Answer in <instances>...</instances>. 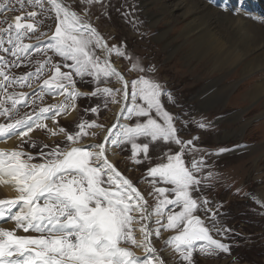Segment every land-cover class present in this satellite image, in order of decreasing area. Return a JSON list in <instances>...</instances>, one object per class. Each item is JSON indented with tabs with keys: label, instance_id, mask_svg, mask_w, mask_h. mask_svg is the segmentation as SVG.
<instances>
[{
	"label": "snow or ice",
	"instance_id": "snow-or-ice-1",
	"mask_svg": "<svg viewBox=\"0 0 264 264\" xmlns=\"http://www.w3.org/2000/svg\"><path fill=\"white\" fill-rule=\"evenodd\" d=\"M17 2L21 15L15 16L11 22L7 18L0 21V24H7V27H0V53L14 58L8 61L0 55V77L3 78L0 80V90L6 92L5 82L9 86L28 84L30 87L31 79L41 75L51 63L50 57L35 72L20 77L9 76L8 70L22 66L21 58L26 59L30 49L38 54L52 51L65 61L63 67L69 71L62 72L60 65H53L52 76L43 81L41 92L61 94L66 99L60 105L41 108L34 116L0 123V139L12 135L27 137L36 128H46L42 119L51 118L55 123L56 117L67 111V101L71 100L72 107H75V100L81 96L112 97L115 103L116 95L121 94L123 103L118 118L122 115L125 119L133 116L147 119L134 126H122L123 140L119 136L110 139L113 130L110 128L109 135L100 144L64 149L57 145L47 153H40L44 159L40 164L31 163L34 157L22 150L0 152V176L8 177V182L14 185L18 193L14 199L0 200V219L15 221L16 227L25 233H40L38 237L17 236L15 230L0 229V264H170L154 255L156 249L150 238L153 231L159 237L161 229L176 232L165 244L171 245L186 264H195L193 253L196 250L206 256L229 252V244L213 238L211 234L214 232L227 237L233 231L224 227L219 220L224 215L220 212L222 205L213 206V202L202 194L204 188L209 186L204 181L215 174L211 171L204 174L208 165L203 157L193 159L190 167L185 162V153L202 151L194 144L198 137L189 141L178 137L179 129L174 121L179 116L166 111L161 101L163 96H167L171 102V94L156 80L141 75L130 82L129 94V82L107 59L113 54L127 59L124 48L116 45L109 47L96 28L84 18L88 15L87 7L101 3V0H80L86 6L83 16L60 0H48L51 11L55 13V29L47 42L42 40L47 34L40 33L35 45L23 43V40L30 38L29 34L34 35L43 20L36 19V11H23L24 0ZM27 4L39 8L41 13L48 11L43 0H27ZM3 7L0 5V8ZM9 10L16 11L15 8ZM233 11L234 14L247 15L239 2ZM4 37H7L6 43L10 47H5ZM95 49L104 52L103 60L96 55ZM137 68L139 65L133 62L132 69ZM139 70L145 71L143 68ZM73 73L76 77H91L96 85L94 90L91 93L78 91ZM110 78L117 79L122 87L112 89L99 86L100 83L106 84ZM27 95L12 93L0 97V117L10 120L18 105L28 103L25 99ZM129 95L130 104L127 103ZM9 102L11 106L6 107ZM86 111L97 113L99 106ZM153 112L162 123L152 117ZM77 127L79 130L74 134L65 133L63 128H59V132L65 133L70 144L77 145L81 137L88 134L86 129L97 125L94 121H82ZM116 127L114 124L113 128ZM198 127L205 128L207 125L200 122ZM48 131L52 136L57 134L52 129ZM139 137H150L152 141L163 140L179 146V151L174 154H165L166 162L147 170V176L154 186L153 192L149 193L155 194L153 208H149L141 192L109 162L106 155L107 144L119 147L124 141H132V160L136 164L141 163L137 156L142 152L147 158L148 145L135 143ZM225 151L228 150L219 149L208 155H220ZM157 183L169 187H156ZM150 221L156 225L154 229ZM134 225L138 226L141 235L139 241L134 235L137 230ZM122 244L143 247L147 259L140 261Z\"/></svg>",
	"mask_w": 264,
	"mask_h": 264
},
{
	"label": "rangeland",
	"instance_id": "rangeland-1",
	"mask_svg": "<svg viewBox=\"0 0 264 264\" xmlns=\"http://www.w3.org/2000/svg\"><path fill=\"white\" fill-rule=\"evenodd\" d=\"M142 1L146 3L144 4ZM215 1L213 0L214 7L216 9L220 8L219 5H215ZM24 2L25 8L23 11L26 13L35 10L38 13L36 19L43 20V23L40 24L38 32L29 36L30 38H25L23 43L37 44L36 37L40 36V33L47 34L42 37V40L47 42L48 36L55 29V13L51 11L48 0H43L44 7L48 9L46 13H41L39 8L29 6L27 0H24ZM60 2L69 6L71 10L77 11L78 14L84 15L86 6L81 4L80 0H60ZM159 4L160 2L152 3L151 0H101V3H95L87 7L88 15L84 18L88 20L92 27L96 28L109 47L116 45L124 48L128 56L127 59L114 54L107 56V59L129 82V94L131 93L130 82L138 79L141 75L156 80L171 94V102L167 96H163L161 101L166 111L173 116H179V119L174 121V125L179 129L178 137L184 141L198 137L194 144L197 148L202 149V151L195 153H185L186 165L190 167L193 159L203 157L208 165L204 169V174L206 175L209 171L215 174L213 178L204 181V184L209 186L204 188L202 194L213 202V206L216 204L222 205L220 212L224 215L220 216L219 220L224 227L233 231L228 233L227 237L216 235L214 232L211 234L213 238L229 244L230 250L227 253L218 252L214 256H206L196 250L193 253L195 264H264V126L262 124L264 114H260L259 110V107H263V103L260 105V100L249 101L250 97L246 100L245 94L247 93L243 92L242 94L241 86L246 82L247 77L236 76L234 71L227 74L211 72L203 63V67H199L197 60L187 61L182 56L181 49H179L182 41L177 39L179 27L183 23L180 22L181 25L180 23L176 25L153 24L164 15L165 17L169 15L155 14L156 10L153 7ZM0 5H4L3 8H0V21L7 18L11 22L14 15L21 13L17 0H0ZM12 8H15L16 11L9 10ZM179 13L180 11H176L177 16L181 14ZM0 27H7V24H0ZM172 27L174 33L170 30ZM165 30L171 32L170 38L160 40L159 37L165 33ZM4 39L5 45H7V37H4ZM7 47L10 46L7 45ZM95 53L102 60L105 58L104 52L100 49H95ZM8 56L9 61L14 59L9 54ZM49 57L51 63L43 69L41 75L33 77L29 82L30 87L33 88L26 86V89H31L24 92L28 94L25 98L28 103L18 105L10 120L0 117V123H10L24 119L29 115L34 116L39 113L41 108L56 103H58L56 105H60L65 102L64 95L41 92L43 81L52 76L53 65H60L62 72L69 71V69L63 67L65 61L58 55L53 52L39 54L34 52L29 55L27 61L21 58L23 61L22 66L12 67L11 69L20 77L32 72L34 69L36 71L40 64ZM133 62L145 71L142 72L139 68L132 69ZM67 63H71V61H67ZM149 69H154V71ZM12 70L8 74L12 75ZM214 76H219V81L221 83L225 82L224 85L230 87L222 103L215 104L214 101L204 100L209 95L208 93L204 96L199 95L201 90L206 91L205 88L210 80L216 78ZM259 77L260 75H256L255 79ZM2 79L0 77V80ZM73 80L75 87L81 93H91L96 87L89 76L81 78L76 77L73 73ZM260 80L259 78L257 82ZM253 81L255 84V80ZM99 86H107L112 89L122 87L121 83L115 78H110L106 84L100 83ZM5 88L6 92L0 90V97L12 93L17 94V96L22 94L14 91L15 87L14 89L7 88L6 83ZM115 99L116 102L113 103L112 97L81 96L75 100V107H72V101L68 100L67 111L56 117L55 123L51 118L42 119L41 122L46 125L44 129L36 128L27 137L23 138L15 136L11 139L14 137L12 135L7 139H0V152L22 150L34 157L31 163L40 164L44 162L40 155L41 152L47 153L57 145L64 149L71 146L100 144L104 142L105 136L109 135L108 130L110 128L113 129L110 139L119 136L123 140L122 126H134L137 122L143 123L147 117L138 118L133 116L131 119H125L121 115L118 118L123 103L121 94H117ZM127 103H131L130 95ZM137 103H140V101L137 100ZM5 106L10 107V102L6 103ZM96 106H99L97 113L86 111ZM68 113L73 114L72 119L67 120L66 115ZM151 115L162 123L154 112ZM232 115L238 116L237 121L230 120ZM82 121H94L97 127L87 128L88 134L81 137L79 144L72 145L67 141L65 133L74 134L77 132L79 130L77 125ZM200 122L207 125V127H198ZM114 124L117 125L116 128H113ZM232 124L234 126L238 124L245 128L240 132V135L234 137L230 135L227 129ZM59 128H63L65 133L59 132ZM48 129L56 131L57 134L55 136L50 135ZM135 143L148 145L147 158L142 152L137 156V159L141 161L139 164L134 163L132 160V141H124L120 143L119 147H115L110 143L107 144L106 155L108 159L116 156L113 165L122 175L132 181L133 185L141 192V195L145 197L149 208H153L156 203L155 194L149 195V193L153 192L154 186L151 178L147 176V170L157 164L166 162L165 154H174L179 151V146L171 142L166 143L163 140L152 141L150 137H139L135 140ZM219 149H227L228 151L220 155H208V153H216ZM254 181L255 183H253ZM155 186L169 187L159 183ZM162 222H166V220ZM149 223L153 229L156 227L151 221ZM14 224L16 225L15 221H12L9 225ZM136 228L134 235L136 239L140 237L137 239L139 241L141 235L140 233L137 235L136 232H139L138 226ZM13 230H15L17 236H20V233H23L21 236L38 237L40 235V233L32 231L25 233L17 227H14ZM175 234L176 232L173 230L164 231L161 229L160 236L157 237L153 231L150 239L153 248L156 249L154 255L169 261L170 264H186L171 245L165 244V241ZM121 246L129 248L135 256H137L138 251L144 255L146 254L143 247L131 244H122ZM246 246L247 248L243 249ZM248 248H251V250L249 251ZM234 251H236V258H234Z\"/></svg>",
	"mask_w": 264,
	"mask_h": 264
},
{
	"label": "bare ground",
	"instance_id": "bare-ground-1",
	"mask_svg": "<svg viewBox=\"0 0 264 264\" xmlns=\"http://www.w3.org/2000/svg\"><path fill=\"white\" fill-rule=\"evenodd\" d=\"M242 1L231 0L232 6L226 1L225 9L223 5L216 9L213 2L210 3L208 0H151L152 3L160 2L158 6L153 7L156 10L155 14H169L168 17L164 15L152 23L176 25L182 22L177 35V39L182 41L179 48L182 56L187 61L197 60L199 67L204 65L211 72L227 74L234 71L236 76L247 77L246 82L241 86V92L242 94L243 92L247 93L245 94L246 100L248 97H250L249 101L260 100V105L263 103V107H259L260 114H264V22L261 21V17H264V0H253L252 4H248V0ZM238 2L247 15L234 14L233 10L237 8ZM215 3L217 6V1ZM176 11H180L181 14L179 13L180 15L177 16ZM20 14L14 15L12 18ZM170 30L173 32V27ZM170 33L169 30H165V33L159 37L160 40L170 38ZM30 50L29 55L34 53L32 49ZM29 55L26 60H29ZM256 75H260L259 82H257L259 78L255 79ZM214 78L207 84L206 91L201 90L199 95L204 96L208 93L209 95L204 100L214 101L215 104L222 103L230 87L224 85L225 82L221 83L219 76H214ZM253 80H255V84ZM72 117V113L66 115L67 120ZM237 118V115H232L230 120L235 122ZM262 124L264 126V121ZM244 128V126L232 124L227 129L230 135L236 137L241 134L240 132ZM115 158L116 156L110 157L108 160L114 164ZM8 180L6 177L0 176V200L14 199L18 196L14 185ZM254 190L256 189L254 188ZM3 220L0 219V224ZM134 227L137 226L134 225ZM0 229L11 231L12 226L3 225ZM136 233L139 234V232ZM21 235L23 233H20Z\"/></svg>",
	"mask_w": 264,
	"mask_h": 264
},
{
	"label": "trees",
	"instance_id": "trees-1",
	"mask_svg": "<svg viewBox=\"0 0 264 264\" xmlns=\"http://www.w3.org/2000/svg\"><path fill=\"white\" fill-rule=\"evenodd\" d=\"M248 244H249V243H248ZM248 244H247V245H248ZM246 248H247V246H246L245 248L243 247V249H246ZM248 249H249V251L251 250V248H248ZM239 250H240V249H239ZM244 254H245V253H244Z\"/></svg>",
	"mask_w": 264,
	"mask_h": 264
},
{
	"label": "water",
	"instance_id": "water-1",
	"mask_svg": "<svg viewBox=\"0 0 264 264\" xmlns=\"http://www.w3.org/2000/svg\"><path fill=\"white\" fill-rule=\"evenodd\" d=\"M20 15H21V14H20ZM13 19H14V18H12V20H13ZM12 20H11V21H12Z\"/></svg>",
	"mask_w": 264,
	"mask_h": 264
}]
</instances>
